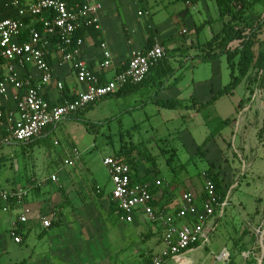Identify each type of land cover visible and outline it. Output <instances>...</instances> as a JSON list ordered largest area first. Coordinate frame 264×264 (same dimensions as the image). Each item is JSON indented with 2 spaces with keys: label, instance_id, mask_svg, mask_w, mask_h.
<instances>
[{
  "label": "crops",
  "instance_id": "1",
  "mask_svg": "<svg viewBox=\"0 0 264 264\" xmlns=\"http://www.w3.org/2000/svg\"><path fill=\"white\" fill-rule=\"evenodd\" d=\"M10 1L0 0V20L16 15V9L10 4ZM29 1L16 0L18 4H25ZM97 1L101 4L100 27L97 29L99 35L95 38L88 32L84 34L85 58L91 68L99 74L102 82H104L112 78L122 68L131 50H145L154 43V40L160 41L167 52L166 56L152 71V74L149 75L143 85L146 87L150 84L158 88L155 93V100H165L157 97L160 93L159 89L173 88L178 92L180 90L183 92L186 88V85L182 84L185 77L181 76L180 73L176 74L177 68L168 62L169 58L184 57L186 62H190V60H193V56L199 53L197 46L209 41L212 35L218 32L221 27V23L218 21L219 9L215 0ZM134 10L137 11L138 16L144 15L146 21L138 22L136 20L134 22L131 19ZM128 19L131 21L130 28L127 24ZM158 28H161L162 35L158 34ZM197 28H200V30L197 31ZM116 34H123L124 46L120 49H115ZM202 34L209 36L204 42L199 41ZM101 43L107 45L111 55L110 59L107 60V66H103L105 60L101 59ZM58 44L59 40L53 38L47 45V57L52 68L53 78L49 84L43 86L40 90L43 97L53 104L59 103L64 97L73 98L84 89V86L77 82L71 65L62 62ZM183 64L180 65L181 68ZM26 72L32 74L33 78H38L37 70L31 65L26 67ZM3 73L4 64L0 61V78ZM57 83L63 84L62 90L57 88ZM249 87L252 88L247 82V91L250 92ZM13 95L14 90H10L9 100L6 104L0 102V109L2 111H13L16 117L12 102ZM245 97H247L246 93ZM244 98L238 102L231 117L223 118L217 122L219 130L211 133L212 136L210 137V141H214L217 135L222 136L223 145L228 149L231 145V139L234 140V149L231 152V165H228L233 167L234 172L232 175L228 176L225 173L226 170L222 171V166H219V161L215 157L211 159V164L207 168H211L213 173L218 175L222 188L226 193V198L223 201L225 204L206 222L204 241L190 247L172 264L219 263L218 256L223 251L228 254L226 262L221 260L224 264H252V260H257V257L259 259L261 257V251L260 254L256 252V243L258 245L261 244V235L264 232V137L259 134L260 126L255 121V116L258 115V118H263L264 108L260 110L261 104L258 102L260 99L254 98V95L252 96L254 102L249 106L242 107L241 104ZM113 99L111 96H105L96 103L100 101H115ZM119 99L121 98H117V100ZM190 104L188 102L184 103V105ZM240 107L243 108V114L241 112L236 113ZM194 112L196 110L186 109V119L189 120L190 118L194 123L203 122L202 118H198V112ZM235 117L237 118L234 119ZM91 131L92 129L87 128V125L83 122L69 116L59 123L45 128L35 139L36 142L47 141L48 146L56 144L57 142L55 141L58 138L66 140L67 143L65 151L62 153V160L60 157H52L47 153L45 154V160L63 164V166H74L77 161L81 160L82 152L93 145V138L90 136ZM74 139H77V142H74ZM11 141L13 140H10L8 122L5 119H0V147ZM26 144L30 145L29 142ZM171 148L173 150L176 149L174 152L177 158L181 152L185 151V147L181 144ZM209 150L207 143L200 155H209ZM195 154H197V151ZM65 161H70V163L66 164ZM227 162L225 161V164ZM237 163L239 166L242 165L241 171L237 170ZM53 174L57 176L58 180L54 182V186H50L49 177ZM142 177L145 179L144 176ZM35 178H37L36 174L26 177V185L24 186L14 181H9L7 188L0 187V189L5 190L21 189L26 192L24 207L29 210L28 221L27 223L19 224L22 242L15 243L13 241L14 244L26 245L32 228L34 226L37 227L32 247L25 255H22L23 259L21 260L27 259L26 264H113L115 258H117V264L119 262L127 264L128 257L132 256V249L128 248V241H132L134 234V229L130 232L128 227L134 224V220L135 224H137L135 227L142 226L141 222L145 221L143 216L146 217L143 213H137L134 220L130 223L120 220L118 210H116L112 202V205H110L112 187L110 191L105 193L102 185L95 182L92 184V192L87 191L88 193L85 194L71 180L61 181L60 174L56 171L51 172L50 175L39 181H35ZM32 180L33 183L31 182ZM229 180L232 182L231 184H227ZM250 182H253L258 190L255 195L257 203L249 212L244 214L239 213L242 206L239 201L237 204L238 212L235 213V205L231 202L230 196H232V192L240 190L243 183H246L247 187H249ZM36 184H39L40 188H37ZM200 184L201 191L196 192L195 186L194 192H192L198 199H201L203 195L202 179ZM229 187L231 190L230 196L227 195ZM167 191L162 192L159 188L154 191L156 210L168 211L169 204L175 203L177 207L180 204V195H168ZM0 211H2L1 206ZM20 211L19 207H12L9 211L2 212L4 214L15 212L16 218H12L10 222V226H12ZM41 215L50 217L52 223L49 228L45 229L41 226L39 220ZM227 218L232 222L239 221L240 224L246 219V222L241 227L239 226L238 240L231 242L228 239L218 247H212L205 255L202 251L203 246L205 248L208 245L211 246L210 243L212 238H214L213 236L218 232L220 226L223 225V220ZM260 248L262 250V247ZM211 258H214V260ZM262 264H264V257Z\"/></svg>",
  "mask_w": 264,
  "mask_h": 264
},
{
  "label": "rangeland",
  "instance_id": "2",
  "mask_svg": "<svg viewBox=\"0 0 264 264\" xmlns=\"http://www.w3.org/2000/svg\"><path fill=\"white\" fill-rule=\"evenodd\" d=\"M262 15H264V8L261 5H257L250 11V16L253 19H257ZM131 19L134 22L136 20L138 22L146 21L145 16H138L136 10L133 11ZM130 22L128 19L129 28L131 27ZM158 34L162 35L161 28H158ZM122 35L116 34L115 49L124 46ZM208 37L206 34H202L199 41L204 42ZM260 38H264V27ZM192 59L190 62H186L184 57L169 58L168 62L177 68L176 74L180 73L181 76L185 77L182 84L186 85V88L183 92L181 90L178 92L173 88L159 89L160 93L157 97L164 99L178 98L182 100L183 104L192 103L193 101H205L229 82V69L225 57H220L217 61L212 62H203L195 57ZM182 63L184 64L181 68ZM254 73L255 70L252 71L251 77ZM250 85L252 88L249 87V92L247 91V81H242L235 88L232 95L223 96L215 105L200 112L196 110L199 115L198 118L204 120L201 123H194L190 118L189 120L186 119L184 106L177 111H172L155 104V93L158 88L150 84L146 87L142 86L144 88L140 87L130 95L111 97L115 101H100L93 107L87 108L82 114V118L90 123L89 128L92 129L90 136L93 138V145L82 152L80 161H77L74 166H63V164L45 160L46 153L52 157L57 156L61 160L63 159L62 153L65 151L67 142L62 138H58L55 141L57 143L52 146H48V142L44 140L30 145L11 141L0 147V156H2L0 158V187L7 188L9 181L24 186L26 185V177L31 174H36L35 181H39L50 175L51 172L56 171L60 174L61 181L71 180L85 194L88 193L87 191L92 192V184L95 182L102 185L106 193L110 191L112 184L103 164V158L122 153L120 150L123 146L131 147L133 145L132 158L136 159L137 177L144 176L145 181H140V183H150V188L151 186L154 188L153 193L159 188L162 192L168 190V195L181 196L185 191L194 192L195 186L196 192H200V180L202 179V183L204 182L203 173L211 169L207 168L213 157L218 159L219 166H222V171L226 170L225 173L228 176H231L234 172L233 167L228 166L231 165V152L234 149V140L232 139L228 149L223 145L222 136L217 135L214 141H208L209 155L195 154L204 140L211 137V133L219 130L217 122L223 118L231 117L238 102L244 98L245 93L247 97L244 98L241 104L242 107L251 105L254 102L252 99L254 95V98L260 99L258 101L262 107H260V110L264 108V88L254 90L253 84ZM117 98L121 99L117 100ZM242 107L236 113L241 112L243 114ZM262 115L264 116V114ZM255 121L260 126L259 134L264 137V117L258 118V115H256ZM74 142H77V139H74ZM179 144L185 147V151L181 152L178 158L172 156L170 160V153L164 154L162 152V149H171V147H177ZM225 161H228L227 164H225ZM237 167L238 171L242 170V165L239 166L237 163ZM31 182L33 183V180ZM231 183L229 180L227 184ZM49 185L54 186L55 183L51 181ZM35 186L40 188L39 184ZM230 191L229 187L227 190L228 196L231 195ZM257 192L258 190L253 182L249 183V187L246 183H243L240 190L232 192L230 200L235 205L234 212H238L237 204L239 201L242 203L241 212L239 213L246 214L249 212L257 203L255 196ZM170 202L172 203L171 200ZM112 204L110 200V205ZM155 204V201H153L154 206ZM168 206V211L160 209L156 210V214L168 216L177 209L175 203ZM0 216V264L18 262L23 259L22 255H25L32 247L37 227L32 228L26 245H16L9 237L10 222L12 218H16L15 212L4 214L0 211ZM143 219L145 221L141 222L142 226L135 227L137 224L134 220V224L128 227L130 232L134 229V234L132 241H128V248L132 249V256L128 257L127 264H145L148 260L151 261L155 255L158 256L163 249L162 236L165 231V223L162 220L153 222L144 216ZM223 222V225L213 236L211 246L208 245L207 248L203 246L202 251L205 255L212 247H218L228 239L231 242L238 240L239 226L241 227L246 219L241 224L239 221L232 222L229 218L224 219ZM260 245L256 243V252L259 254L261 251ZM229 258L231 259V257ZM211 259L214 260V258ZM258 259L259 257H257V260H252V264H257ZM116 260L118 259L115 258L113 264H117ZM123 264L126 263L123 262ZM214 264L224 263L219 260V263Z\"/></svg>",
  "mask_w": 264,
  "mask_h": 264
},
{
  "label": "built area",
  "instance_id": "3",
  "mask_svg": "<svg viewBox=\"0 0 264 264\" xmlns=\"http://www.w3.org/2000/svg\"><path fill=\"white\" fill-rule=\"evenodd\" d=\"M11 5L15 7L16 15L0 20V61L4 64V73L0 78V102L6 104L10 90H14L12 102L16 117L13 111L0 109V119L8 122L10 140L18 143L26 144L45 128L81 113L101 98L125 86L143 82L151 69L166 56L163 44L154 40L145 50H131L123 69L102 82L85 58L84 35H78V31L84 27H100L99 1L30 0L18 4L12 0ZM53 38L59 40L62 62L71 65L77 82L84 86L75 97H64L54 104L40 93L41 88L53 78L47 57V45ZM100 50L101 59L105 60L103 66H107V60L111 57L107 45L101 43ZM29 65L37 70V79L26 72ZM57 88L62 90L63 84L57 83ZM65 163L69 164L70 161ZM103 164L112 184L111 200L117 206L120 220L130 223L141 212L153 222L162 220L165 223L163 249L149 264H172L190 247L204 241L206 222L225 204L220 201L211 176L204 172L201 199L185 191L173 214L157 215L150 183L134 181L129 163L115 156H107L103 158ZM49 180L57 182L58 178L53 174ZM25 195L26 192L21 189H0L2 211L7 212L12 207L21 209L9 229V236L15 243L22 242L19 224L28 221L29 210L24 207ZM39 220L43 228L51 226V219L45 215H41ZM218 259L226 262L227 252H221Z\"/></svg>",
  "mask_w": 264,
  "mask_h": 264
},
{
  "label": "trees",
  "instance_id": "4",
  "mask_svg": "<svg viewBox=\"0 0 264 264\" xmlns=\"http://www.w3.org/2000/svg\"><path fill=\"white\" fill-rule=\"evenodd\" d=\"M11 2L12 0L10 1V4ZM215 2L219 9L218 21L221 23L220 30L214 33L209 41L198 45L197 49L199 53L193 57L200 59L203 62H212L224 56L229 69V82L213 93L212 96L205 101H193L190 105H184L181 99L172 98L165 100L156 99L154 101L155 104L172 110H177L184 106L185 109L201 111L212 106L219 98L232 94L235 88L244 80H246L249 85L253 84L254 90H261L264 88V38H260V35L263 33L264 15L259 16L257 19H253L250 16V11L257 5H261L264 8V0H215ZM199 30L200 28H197V31ZM86 32L90 33L95 38L99 35L98 30L94 27H84L78 31V35H84ZM163 59L151 69L150 74L163 61ZM122 69L123 67L120 70ZM253 70H255V73L253 77H251ZM148 77L149 76H147V78ZM146 79L137 85L125 86L109 96L123 97L130 95L142 87ZM86 110L87 109L84 111ZM84 111L79 114H74L72 117L80 122H83L87 125V128H89L90 123L82 118ZM228 122H230V120H228ZM209 140L210 137H207L204 140L203 144L199 146L197 154L202 152ZM34 142H36L35 138L32 139L29 144ZM133 151V145H131V147L123 146L120 150L122 153H117L115 157L123 159L130 164L132 168V178L134 181H145L143 177H137L136 159L134 157L132 158ZM162 152L164 154L170 153V160L172 156H175V152L172 148L162 149ZM207 173L211 176L215 184L220 201L223 202L226 198V193L222 188L218 175L214 174L212 169L207 170ZM153 189V187L150 188L151 193H153ZM111 202L117 210L115 203L112 200ZM26 263L27 259H24L12 264ZM149 263L150 260H148L145 264Z\"/></svg>",
  "mask_w": 264,
  "mask_h": 264
},
{
  "label": "water",
  "instance_id": "5",
  "mask_svg": "<svg viewBox=\"0 0 264 264\" xmlns=\"http://www.w3.org/2000/svg\"><path fill=\"white\" fill-rule=\"evenodd\" d=\"M263 240H264V232L262 233V235H261V247H262V250H261V257H260V259H259V261H258V264H262V262H263V257H264V248H263Z\"/></svg>",
  "mask_w": 264,
  "mask_h": 264
}]
</instances>
